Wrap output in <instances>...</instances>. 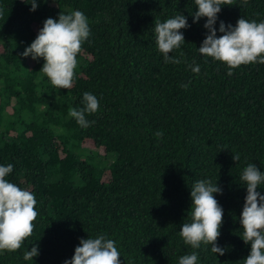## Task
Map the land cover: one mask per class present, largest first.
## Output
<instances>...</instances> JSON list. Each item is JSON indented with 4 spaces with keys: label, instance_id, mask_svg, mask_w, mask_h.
Masks as SVG:
<instances>
[{
    "label": "trees",
    "instance_id": "1",
    "mask_svg": "<svg viewBox=\"0 0 264 264\" xmlns=\"http://www.w3.org/2000/svg\"><path fill=\"white\" fill-rule=\"evenodd\" d=\"M235 3L221 6L217 37L221 21H264V0ZM30 8L0 0V166H14L7 179L35 195L39 215L33 235L17 252L0 254V264H64L80 239L100 234L116 241L122 264H178L193 251L198 264H243L251 246L241 238L247 191L240 176L248 163L264 172V64L228 75L224 63L202 56L206 18L193 23L194 0H38ZM75 10L91 33L75 83L57 91L40 71L43 58L20 54L47 18ZM177 14L190 25L169 54L185 53L179 65L164 63L154 32L156 21ZM85 92L100 105L86 129L69 116ZM108 154L114 158L101 164ZM198 180L222 188L213 195L223 208V256L210 245L192 249L179 235L191 222ZM257 191L264 195V184ZM33 244L39 255L25 260Z\"/></svg>",
    "mask_w": 264,
    "mask_h": 264
},
{
    "label": "clouds",
    "instance_id": "2",
    "mask_svg": "<svg viewBox=\"0 0 264 264\" xmlns=\"http://www.w3.org/2000/svg\"><path fill=\"white\" fill-rule=\"evenodd\" d=\"M21 2L31 4L30 11H35L38 6V0ZM194 3L196 11L193 14V23L206 18L203 27L207 29V34L198 48L202 56L224 63L228 67V75H232L233 70L242 65L264 64V21L257 23L255 20L249 21L241 17L234 27L221 21L218 28L221 35L217 37L214 25L221 6H232L236 4L235 0H194ZM240 3L247 5L248 0H240ZM188 27L190 25L186 17L181 14L164 22L156 21L155 43L163 55L164 63H187L184 52H179V57L169 54L180 49L185 43L181 29ZM90 33L89 21L83 12H60L57 19L47 18L43 22L35 39L20 55L32 60L43 58L44 63L40 71L45 74L50 84L57 91L68 90L75 83L77 55L82 52V45L88 40ZM189 67L193 73H200L199 65ZM181 87L187 88L188 84H182ZM82 104L81 108H71L69 116L86 129L95 123L90 122L86 116L97 113L100 105L98 98L90 92L83 93ZM154 135L162 138L164 133L157 131ZM232 159L238 162L240 154H234ZM13 168L12 164L0 166V254L20 250L24 242L33 235L34 221L39 215L35 195L7 179ZM240 180L247 191L240 214V225L243 229L241 238L245 244L250 243L251 246L243 264H264V195L257 191L264 184V172L255 164L248 163ZM214 193L223 194L222 188L216 182H195L190 192L191 222L180 226L179 235L184 244L192 249H199L202 244L210 245L213 253L223 256L225 248L217 243L219 230L223 225V208ZM38 255V245L33 244L30 250L24 253V259L32 261ZM120 257L116 241L100 234L96 238L80 239L73 256L66 259L64 264H122ZM198 259V253L193 251L191 254L180 256L178 264H198Z\"/></svg>",
    "mask_w": 264,
    "mask_h": 264
},
{
    "label": "rangeland",
    "instance_id": "3",
    "mask_svg": "<svg viewBox=\"0 0 264 264\" xmlns=\"http://www.w3.org/2000/svg\"><path fill=\"white\" fill-rule=\"evenodd\" d=\"M114 158V156L112 155V154H108L106 157H105V160H103L102 162H101V164L103 163V164H106V163H108L110 160H112ZM95 161L97 162L98 160H96L95 159ZM98 163V162H97Z\"/></svg>",
    "mask_w": 264,
    "mask_h": 264
}]
</instances>
